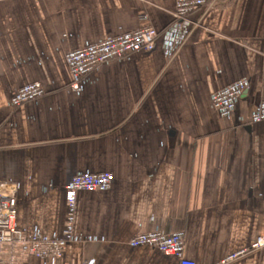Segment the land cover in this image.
Returning <instances> with one entry per match:
<instances>
[{
  "label": "crops",
  "instance_id": "1",
  "mask_svg": "<svg viewBox=\"0 0 264 264\" xmlns=\"http://www.w3.org/2000/svg\"><path fill=\"white\" fill-rule=\"evenodd\" d=\"M175 5L0 0V182L18 185V227L61 236L72 178L115 176L107 190L78 193V240L56 264H178L129 245L153 230L183 231L185 257L213 264L264 235V121L250 122L264 100V0H220L188 23ZM147 26L159 31L153 50L69 88V51ZM242 79L248 89L221 117L212 94ZM37 81L46 94L12 106ZM228 264H264V248Z\"/></svg>",
  "mask_w": 264,
  "mask_h": 264
},
{
  "label": "built area",
  "instance_id": "2",
  "mask_svg": "<svg viewBox=\"0 0 264 264\" xmlns=\"http://www.w3.org/2000/svg\"><path fill=\"white\" fill-rule=\"evenodd\" d=\"M219 1L176 0L173 17L178 23L191 22V15L194 12L213 8ZM174 31L177 32L178 28ZM158 36L159 31L156 28L147 26L69 51L66 54V62L71 75L69 88L73 91L80 90L82 81L105 63L122 60L132 53L153 50ZM248 87V80L242 79L214 92L211 96L212 107L221 117H231L241 95ZM46 92L39 81L26 84L14 92L11 104L19 107L44 96ZM262 121H264V100L250 116L252 123ZM114 178V174L109 171L75 175L65 186L67 201L65 226L61 236L53 237L37 229L28 232L18 227V185L12 182H0V264H21L32 256L41 259L42 264H56V261L63 257L67 244L78 240L75 234L78 193L107 190L111 187ZM129 245L132 247L153 246L164 255L177 258L178 264H196L184 255L185 233L183 231L141 232L130 239ZM262 248H264V235H259L250 247L232 253L213 264H228L247 253ZM6 255L9 256V263L4 259ZM82 264H96V262L91 259L83 261Z\"/></svg>",
  "mask_w": 264,
  "mask_h": 264
}]
</instances>
